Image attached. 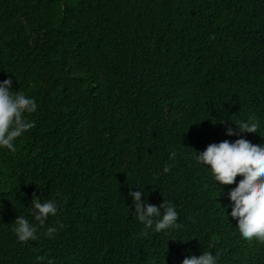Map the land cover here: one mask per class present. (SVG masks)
Here are the masks:
<instances>
[{
    "label": "trees",
    "instance_id": "trees-1",
    "mask_svg": "<svg viewBox=\"0 0 264 264\" xmlns=\"http://www.w3.org/2000/svg\"><path fill=\"white\" fill-rule=\"evenodd\" d=\"M6 79L37 110L16 151L0 147V264H264L231 216L243 177L222 185L196 159L264 147V0H0ZM250 117L258 133H241ZM130 191L181 227L142 235ZM36 197L58 208L43 226ZM20 215L37 240L18 241Z\"/></svg>",
    "mask_w": 264,
    "mask_h": 264
},
{
    "label": "clouds",
    "instance_id": "clouds-1",
    "mask_svg": "<svg viewBox=\"0 0 264 264\" xmlns=\"http://www.w3.org/2000/svg\"><path fill=\"white\" fill-rule=\"evenodd\" d=\"M12 83V79L0 82V147L14 153L17 138L35 127V123L29 121L27 115L37 110V103L23 92L13 91ZM234 124L241 133H258L259 122L255 117H250L248 122ZM236 134L231 128L227 129L226 135ZM196 159L198 163L210 166L215 181L222 185L234 184L238 175L243 177L229 193L233 202L231 216L238 220V233L244 239L251 241L255 238L264 243V147L243 138L234 143L225 140L210 144L203 153L197 154ZM169 170L165 167L164 172ZM129 195L133 198L137 219L144 224L142 235H147V230L153 226L157 233L181 227L177 223L178 213L174 206L165 201L159 207L149 205L142 199L141 191H130ZM32 205L34 219L40 226L45 225L50 215H57L58 208L52 201L41 203L36 197L32 199ZM15 224L14 232L18 241L38 239L37 226L24 216L20 215ZM56 231V228L48 227L47 235L51 237ZM48 264L52 262L49 261ZM182 264H217V257L203 252L199 257L192 255L185 258Z\"/></svg>",
    "mask_w": 264,
    "mask_h": 264
}]
</instances>
